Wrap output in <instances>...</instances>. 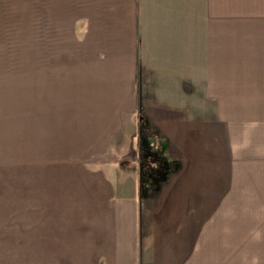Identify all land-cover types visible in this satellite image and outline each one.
<instances>
[{"label": "crops", "instance_id": "0c3cea01", "mask_svg": "<svg viewBox=\"0 0 264 264\" xmlns=\"http://www.w3.org/2000/svg\"><path fill=\"white\" fill-rule=\"evenodd\" d=\"M0 4L78 57L24 82L49 148L0 162L6 259L255 264L207 227L264 211V0Z\"/></svg>", "mask_w": 264, "mask_h": 264}, {"label": "rangeland", "instance_id": "374dc122", "mask_svg": "<svg viewBox=\"0 0 264 264\" xmlns=\"http://www.w3.org/2000/svg\"><path fill=\"white\" fill-rule=\"evenodd\" d=\"M14 17L7 5L0 4V162L16 160L29 153L36 155L39 146L45 151L49 148L47 133L38 122V96L24 86V82H36L29 78L32 67L40 60L78 58L72 37L21 34L25 31L22 22ZM146 139L145 135L144 141ZM213 216L214 220L208 219L209 227L213 228L206 229L225 242L221 247L217 244L215 250L237 251L238 247L239 251H247L248 248L254 253V263L262 264L264 211L216 212ZM235 236L244 244L234 243ZM8 246L4 229L0 227V264H22L21 260L6 259Z\"/></svg>", "mask_w": 264, "mask_h": 264}]
</instances>
